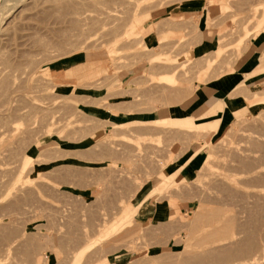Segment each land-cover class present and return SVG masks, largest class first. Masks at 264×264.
Returning a JSON list of instances; mask_svg holds the SVG:
<instances>
[{
    "label": "rangeland",
    "instance_id": "rangeland-1",
    "mask_svg": "<svg viewBox=\"0 0 264 264\" xmlns=\"http://www.w3.org/2000/svg\"><path fill=\"white\" fill-rule=\"evenodd\" d=\"M263 31L264 0H0V264H264V75L219 131L157 118Z\"/></svg>",
    "mask_w": 264,
    "mask_h": 264
},
{
    "label": "crops",
    "instance_id": "crops-1",
    "mask_svg": "<svg viewBox=\"0 0 264 264\" xmlns=\"http://www.w3.org/2000/svg\"><path fill=\"white\" fill-rule=\"evenodd\" d=\"M212 18L213 16L208 18L206 17V15H201V17L198 20V23L202 27L210 28V33H211ZM255 39H258V42L254 44L253 51L246 53L244 57H242L243 59L238 64L235 72L221 76L212 82L208 81L207 83L198 85L192 96L186 100L177 102L169 106H163L158 108L157 113H160L162 111L164 112V114L158 115L157 118L164 116H171L176 120L189 119L190 124H187L189 128H193L194 125H197L199 122L212 123L217 121L218 124L217 130L219 131L221 126L224 125L223 121H225L230 116V114H233L232 113L233 110L231 109V106L226 102V98L230 96L229 94L230 90L235 87L244 86L245 81L257 78V76L259 75L260 78L258 79L263 78L264 35H259ZM202 48L203 47H200L197 50V53L202 51ZM257 64H259V66L256 73L246 74ZM244 76L245 79L243 80ZM130 77H131L130 73H127L125 78L129 79ZM240 80L243 81L239 82ZM241 107L242 106L238 107V110L242 109ZM122 117L123 116H120V118ZM136 117L138 119L147 120V121H154L157 119L156 117L152 118L148 115L143 117L140 116H136ZM197 156H198V152L195 151V152H191L188 155L186 154L176 159L173 162L174 168L171 172L173 173L180 170V174H179L180 176L181 174H183L182 168L184 166H186L189 163L196 164L195 162ZM145 205L146 203L144 202L142 206ZM178 209H180V211L183 210V203H180L178 205Z\"/></svg>",
    "mask_w": 264,
    "mask_h": 264
},
{
    "label": "bare ground",
    "instance_id": "bare-ground-1",
    "mask_svg": "<svg viewBox=\"0 0 264 264\" xmlns=\"http://www.w3.org/2000/svg\"><path fill=\"white\" fill-rule=\"evenodd\" d=\"M2 1H3V0H2ZM261 20H262V19H261ZM260 22H261V21H259L258 23H260ZM258 23H257V25H259ZM252 29H253V28H252ZM263 33H264V31H263ZM169 80H170V79H169ZM14 131H15V130H14ZM42 155H43V154H42ZM23 158H24V157H23ZM42 160H43V159H42ZM40 162H42V161H40ZM33 171H34V170H33ZM33 171H32V172H33ZM138 207H139V206H138ZM138 209H139V208H138Z\"/></svg>",
    "mask_w": 264,
    "mask_h": 264
}]
</instances>
